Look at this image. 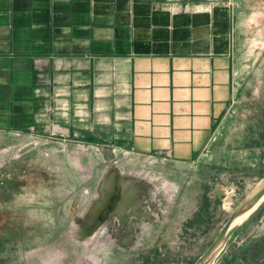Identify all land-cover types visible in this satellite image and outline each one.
I'll list each match as a JSON object with an SVG mask.
<instances>
[{"label":"crops","instance_id":"0c3cea01","mask_svg":"<svg viewBox=\"0 0 264 264\" xmlns=\"http://www.w3.org/2000/svg\"><path fill=\"white\" fill-rule=\"evenodd\" d=\"M239 20L210 0H0V135L49 145L65 192H98V145L122 172L209 150L225 167L250 144L235 114Z\"/></svg>","mask_w":264,"mask_h":264},{"label":"rangeland","instance_id":"374dc122","mask_svg":"<svg viewBox=\"0 0 264 264\" xmlns=\"http://www.w3.org/2000/svg\"><path fill=\"white\" fill-rule=\"evenodd\" d=\"M210 1L234 5L240 19L235 114L241 111L238 116L249 124L250 143L243 146L248 149L240 154L243 160L229 155L225 167H215L209 150L192 165L127 166L124 172L116 159L105 160L108 173L98 192H65L75 187L56 173L61 163L49 155V145L24 134L0 135V264H194L214 241L264 175V139L257 144L252 135L260 131L264 138V0ZM251 160L255 169L237 165ZM82 169L90 174L88 165ZM114 170L128 205L85 237L95 210L114 191L104 185ZM132 210L139 216L124 228L120 217ZM261 243L264 205L233 237L222 264H238L244 254H258L249 263L264 264V249H257Z\"/></svg>","mask_w":264,"mask_h":264},{"label":"water","instance_id":"95a60500","mask_svg":"<svg viewBox=\"0 0 264 264\" xmlns=\"http://www.w3.org/2000/svg\"><path fill=\"white\" fill-rule=\"evenodd\" d=\"M68 143V142H64ZM97 150L105 155L107 153H112V148L107 146H96ZM115 156H109L106 161H114ZM120 176L114 170L108 176V179L105 181V186L113 192L107 196L103 205L98 206L95 210L89 224L84 230V236L89 237L109 219L113 217L116 213H120L122 209L128 205V197L122 196V191L120 188L121 181ZM264 177L258 181L256 187L243 199V201L238 205V207L232 212L228 221L221 228L219 234L214 239L212 244L204 251V253L198 258L194 264H217L225 253L229 242L233 238L234 234L242 228L254 214L259 210V208L264 204ZM127 185V184H126ZM125 185V186H126ZM135 209V208H134ZM249 216L241 224L234 225L235 221L249 213ZM139 216L136 210L126 212L120 217L124 228L128 225H131L132 217ZM131 220V221H130Z\"/></svg>","mask_w":264,"mask_h":264},{"label":"trees","instance_id":"16d2710c","mask_svg":"<svg viewBox=\"0 0 264 264\" xmlns=\"http://www.w3.org/2000/svg\"><path fill=\"white\" fill-rule=\"evenodd\" d=\"M263 205H264V204H263ZM263 205H262V206H263ZM262 206L259 208V210L262 208ZM259 210H258V211H259ZM258 211H257V212H258ZM257 212H256V213H257ZM256 213H255V214H256ZM255 214H254V215H255ZM252 217H253V216H252ZM249 221H250V220H249ZM249 221H248V222H249ZM248 222H247L242 228H240V229L234 234V236H235V235H236L241 229H243V228L248 224ZM234 236H233V237H234ZM232 239H233V238H232ZM232 239H231V240H232ZM261 242H263V241H261ZM230 243H231V241L229 242L228 247H227V249H228V248H229V249H228V250L226 249L227 252L225 251V253L222 255V257H221L220 260H219V263H220V264L223 263V260L225 259L226 255L230 252V250H231V248H232L231 246L229 247ZM211 244H212V243H211ZM211 244H210V245H211ZM257 249H258V253H259L261 249H264V244L261 243L260 245H257ZM256 256H258V254H254V255H253V254H248L247 256L244 254L243 258L240 257V262H239L238 264H250L249 261H248V258H249V257H251V258H255ZM258 257H259V256H258ZM217 264H218V263H217Z\"/></svg>","mask_w":264,"mask_h":264},{"label":"bare ground","instance_id":"6f19581e","mask_svg":"<svg viewBox=\"0 0 264 264\" xmlns=\"http://www.w3.org/2000/svg\"><path fill=\"white\" fill-rule=\"evenodd\" d=\"M263 183H264V182H263ZM250 213H251V212L245 214L244 216H242L241 218H239L238 220H236L235 223H234V225H236V224H241L244 220L247 219V217L249 216Z\"/></svg>","mask_w":264,"mask_h":264}]
</instances>
